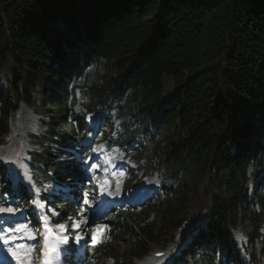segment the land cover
I'll use <instances>...</instances> for the list:
<instances>
[{
  "label": "trees",
  "instance_id": "obj_1",
  "mask_svg": "<svg viewBox=\"0 0 264 264\" xmlns=\"http://www.w3.org/2000/svg\"><path fill=\"white\" fill-rule=\"evenodd\" d=\"M79 77L89 110L121 119L110 140L175 183L146 209L154 221L133 232L129 258L147 254L155 237L170 246L180 226L195 239L179 238L174 264H248L244 253L253 252L236 241L238 228L264 256V0H0V144L19 104L54 113L43 137L50 145L29 162L35 177L76 170L63 148L85 116L71 134L61 131L68 100L58 88ZM205 180L206 210L189 220L185 207ZM60 204L66 220L72 205Z\"/></svg>",
  "mask_w": 264,
  "mask_h": 264
},
{
  "label": "rangeland",
  "instance_id": "obj_2",
  "mask_svg": "<svg viewBox=\"0 0 264 264\" xmlns=\"http://www.w3.org/2000/svg\"><path fill=\"white\" fill-rule=\"evenodd\" d=\"M209 3H216L218 0H207ZM248 1V0H243ZM97 69H99V76L103 75L106 70V63L104 60H101L98 64ZM99 77H94V80H98ZM3 84H6V80L3 77L2 79ZM78 83L75 92H71L70 84L66 88H58L60 92H63L64 94L67 93L68 97V115L65 117V122L67 123L66 126L61 128V131L71 134L72 133V127L70 122H72L73 119L88 113V108L90 107L88 101L82 94V88L85 87L86 82L83 80V78L78 79L76 82ZM174 83L173 78H167L165 80V87L168 89L172 86ZM40 102V101H39ZM42 103V102H41ZM53 109L52 105L50 106V109ZM93 113H89L87 115V122L88 126L91 128V131H89L87 134L84 131L83 135L78 137V134H75V139L79 140L77 142L78 144L71 149H68V153H73L74 156L70 155L69 162L74 166L77 165L76 170L69 171L72 174V178H66L61 179L59 182L55 181H43L41 186L39 185L38 188L35 187L34 181L32 180L31 171H30V159L34 156L32 152H41L44 148V144L47 146L50 145V143H45L43 141V137L47 136L45 133L47 127V123L49 122V114L53 115L54 113L45 114L43 112H40V110H35L32 106H27L24 103H21L18 105L17 109L11 114V120H10V134L7 138V142L3 145L0 144V165L6 166L4 171H0V181L2 178H5V180L11 181L10 179H13V184L17 179L21 178L22 181H26V184H28L30 187H33V195H34V201L38 202L42 207H45L43 203V198L48 195L55 194L57 198H55V202L59 203L63 198H66L67 195H69L68 192L70 191H79L80 197H82L81 203L86 206V210L83 212L80 210V214L82 215V220L78 221L74 224L80 225V230H83L82 236H92V233L94 235H98L99 237V226L98 221H91L90 219V212L91 207L88 206V202L92 199H95L96 191H94V185L98 181L89 178L91 177V172L88 173V176H86V173L89 172V169L85 168L87 158L84 157V152H88L86 156L90 154V156L94 155L96 152H104V154L108 155V157L112 160L114 168H119L121 171H123L124 176H119L118 174L114 172L112 166L109 167V170L104 169L103 171L109 172L111 176L117 178V185L120 187L122 184H126L127 187L125 188H133L134 192H136V187H139L143 184L151 185L153 189H150V195L156 194L161 192V189L168 185H175L174 181L169 179L167 176L168 174L163 173L160 169H153V170H145L143 166L137 165L134 161L133 157L131 156L129 152H125L124 150H121L119 148H110L108 147V143L106 140V133L107 131H110V128H104L105 123H115V129L119 130V118L115 116V114L111 113L108 114L107 111L104 108H93ZM107 119V120H106ZM112 132H115L112 130ZM157 134L156 142L162 141V137L166 133V129L160 128ZM90 139H93V143L90 144ZM73 142V138H71ZM41 144H38V142ZM139 141V139H138ZM23 146V147H22ZM156 146V145H155ZM91 149V150H90ZM93 150V151H92ZM32 151V152H31ZM71 151V152H70ZM92 151V152H91ZM91 152V153H90ZM18 154V155H17ZM59 154V153H58ZM58 154L57 158L60 157ZM93 157V156H92ZM66 158H68L66 156ZM97 158V157H96ZM94 158V159H96ZM85 161V162H84ZM101 164V162H100ZM69 168H71L69 166ZM74 172V173H73ZM118 173V172H117ZM122 173V172H121ZM41 178V174H38ZM3 176V177H2ZM100 175L97 177L99 178ZM91 180V182H89ZM12 184V185H13ZM78 184L79 187H78ZM13 187V186H11ZM85 187V189H84ZM93 188V193L92 189ZM206 190H207V182L206 180L201 182L197 186V190L192 194L191 198L189 199L188 206L185 207V212L187 213V219L192 220L196 218L197 216L203 214L206 210L207 206V197H206ZM13 197V196H12ZM11 195H7L6 198L0 193V200L1 199H13ZM8 202H12L14 200H6ZM144 203H147L146 200H143ZM36 204V203H34ZM33 204V205H34ZM146 205V204H143ZM146 207H140L134 206V205H125L124 208L112 210L111 213H109L105 218L107 221L105 223L100 224V232L103 233L106 232L107 235H105L104 240L102 244L108 247H110V255L107 257L99 258L97 250L91 249L93 246L92 244H85V247L89 248L88 256L85 257L83 260V264H138L140 261H137L136 259H129L126 258V253L123 252L126 251L130 247V245L133 243L134 238L132 232H130L132 229H137L139 226L144 225L147 221H154L153 215L149 217L148 220H146V214L145 209ZM46 211L48 213H56L54 207L52 205H47L45 207ZM100 211V210H99ZM97 211V215L99 217H102V213ZM184 212V213H185ZM21 217L24 216V210H18V212ZM101 214V215H100ZM80 215V216H81ZM118 215V216H117ZM183 215V214H182ZM13 219L10 218L9 221L12 223ZM105 219H103L104 221ZM115 223L117 224L115 227ZM25 227V233L27 234L29 231L31 232L33 228L27 223L20 224ZM65 228L67 229L65 232H60L63 237L70 238L66 233L70 231L69 225L63 224ZM127 227L129 230L127 232L126 236H123L120 238L118 243L111 242V237L109 236V232H122L124 229L122 226ZM121 226V227H120ZM58 227V226H57ZM187 226H180L176 228V230L169 232L170 234H173L176 239L175 241H172L171 245H165L164 241L162 240V237H155V241L153 242V253L155 252H163L164 256H162L160 259H155L150 264H174L173 258L174 256L180 251L183 240H179L180 237L188 236L183 243L185 246H187L189 243L193 242L195 237H189V234L186 232ZM75 229V227H73ZM164 237L170 238L169 235L163 233ZM97 238V236H96ZM236 241L239 244H246V247H250L251 251L253 252V256L251 257V260H248V264H264V256L261 253V246H259L258 241L247 243L248 241L245 238V232L242 228H238L235 235ZM35 243V244H34ZM111 243V244H110ZM76 246L78 248L80 247L78 240H75ZM30 246H38L40 248L39 243L32 242ZM64 252V250H63ZM251 253V252H250ZM35 255V251H34ZM245 255V259L247 258V255ZM249 256V255H248ZM183 262V261H182ZM222 262V260L220 261ZM236 264H242L241 260H236ZM182 264V263H180Z\"/></svg>",
  "mask_w": 264,
  "mask_h": 264
},
{
  "label": "snow or ice",
  "instance_id": "obj_3",
  "mask_svg": "<svg viewBox=\"0 0 264 264\" xmlns=\"http://www.w3.org/2000/svg\"><path fill=\"white\" fill-rule=\"evenodd\" d=\"M34 203L37 204L38 207H42V205H40L38 202ZM16 212V209L13 208H0V213H9V214H14ZM73 227L75 228H79L80 225L79 224H74ZM59 231L60 232H65L67 229L65 228L64 225H58ZM15 232H25V227L21 226L19 228H15L14 229ZM52 232V229H47L46 230V234H42L43 236V240H44V245L43 248L41 250L43 259L41 261V264H53V260H54V254H56L58 252V243L59 242H63L66 243L67 242V237H63L62 240L60 238H55L57 239L58 243L54 244L52 243L50 236L48 234H50ZM27 238L29 239H37L36 235H34L32 232H28L27 233ZM93 240H96V236L93 235ZM16 239V237L11 236L10 234L5 237V236H0V240L3 241V243L8 244L10 241L14 242ZM77 240L80 239L79 236L76 237ZM17 249H19L20 251H17ZM9 252H11L12 256L14 258H16L19 261V264H25V261H27V264H32V253H34L35 251V247L34 246H29L27 248V250H25V246L24 245H19L17 244L15 246V248H9L8 249ZM158 255H162V254H158Z\"/></svg>",
  "mask_w": 264,
  "mask_h": 264
},
{
  "label": "bare ground",
  "instance_id": "obj_4",
  "mask_svg": "<svg viewBox=\"0 0 264 264\" xmlns=\"http://www.w3.org/2000/svg\"><path fill=\"white\" fill-rule=\"evenodd\" d=\"M18 155V154H17ZM101 213V211H99ZM101 215V214H100Z\"/></svg>",
  "mask_w": 264,
  "mask_h": 264
}]
</instances>
